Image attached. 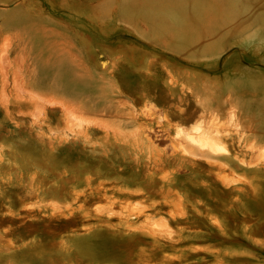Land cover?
<instances>
[{"label":"rangeland","instance_id":"obj_1","mask_svg":"<svg viewBox=\"0 0 264 264\" xmlns=\"http://www.w3.org/2000/svg\"><path fill=\"white\" fill-rule=\"evenodd\" d=\"M0 264H264V0H0Z\"/></svg>","mask_w":264,"mask_h":264},{"label":"bare ground","instance_id":"obj_2","mask_svg":"<svg viewBox=\"0 0 264 264\" xmlns=\"http://www.w3.org/2000/svg\"><path fill=\"white\" fill-rule=\"evenodd\" d=\"M198 94V93H197ZM194 101H195V106H197L198 108H197V111H200V113L199 114H202L203 112H205V118L204 119H202V120H200L199 122H198V120L195 122V125H194V128H193V131L192 130H190V131H187V129H180L179 130V134H181L182 133V135L181 136H183V135H186L187 137H188V145H185V147H183V152L182 153H186V155L187 154H190L191 156H192V147H197V148H199V149H201V150H206L207 151V157H206V161L212 166V167H215V166H219V167H224V163H222V162H220L219 160H222V157H224L223 156V154L227 151V150H224V149H226V146L222 143L223 141H221V138H220V131H221V129L222 128H225V127H223V123H222V119H221V117H220V111H219V107L218 106H214V99H212V97H207V98H202V96L200 95V94H198V95H194ZM220 105V104H219ZM193 115H194V112H192V117H193ZM224 121V120H223ZM140 126V125H139ZM146 127V126H145ZM140 128H143V126L141 127L140 126ZM178 128V127H177ZM138 129V128H137ZM146 129V128H145ZM160 130V129H159ZM224 130V129H223ZM153 131H155V130H153ZM176 131H178V130H176ZM147 132H148V130H146V132L142 129H140V130H138V131H136L135 133H134V135H135V139H136V146L133 144L132 146L131 145H126V146H122V147H120V149H122L123 150V152L126 154L125 155V158L126 159H128V161L127 162H131L129 159H130V155H132V153H135L136 155H138L139 153H140V151L142 150L143 151V147L145 146V143H147V144H149V143H152L153 144V141H155V139L154 140H151L150 141V139H149V135L147 134ZM158 132V131H157ZM157 132L156 133H154V135L155 134H157ZM153 133V132H152ZM176 133V132H175ZM159 134V133H158ZM177 134H175V136H176ZM132 136H133V134H132ZM178 136V135H177ZM176 136V137H177ZM185 136V137H186ZM133 139V138H132ZM172 139H173V137H172ZM176 138L174 137V140H175ZM224 139V137L222 138V140ZM134 141V140H133ZM176 143H177V141H176ZM152 144H150V146L152 145ZM158 144V143H157ZM174 144V143H173ZM125 145V144H124ZM138 145V146H137ZM143 145V146H142ZM154 145H156V143L154 144ZM193 145V146H192ZM81 147V146H80ZM155 147H157V146H155ZM68 148L69 149H71L70 151H72V150H74V149H76L77 148V146L75 145V144H72V145H70V146H68ZM82 148V147H81ZM84 148H82V150H83ZM85 150V149H84ZM225 151V152H224ZM181 153V152H180ZM225 156H226V154H224ZM228 157V155L225 157V158H223V159H226ZM219 158H221V159H219ZM228 160V159H227ZM233 159L230 157V159H229V161L228 162H231ZM68 161H71V160H68ZM160 161V160H159ZM174 161V160H173ZM138 162V161H137ZM161 163H163V160L159 163V164H161ZM51 165V164H50ZM57 165H58V163H57ZM59 166V165H58ZM51 168V167H50ZM49 168V169H50ZM246 168H249V167H246ZM52 170H55V169H53V167L51 168ZM65 169V168H64ZM256 169H258V168H256ZM255 169V170H256ZM261 169V168H260ZM52 170H50V171H52ZM120 170V169H119ZM49 171V172H50ZM140 171H141V166H140ZM53 172V171H52ZM56 173H57V171H55ZM55 172H53V173H55ZM63 173H64V171H62ZM23 173V172H22ZM63 173L61 174V175H63ZM69 173H70V170H69ZM74 173V172H73ZM77 173V172H76ZM75 173V175H73V177H74V179L76 180V183L77 184H85L86 185V189L85 190H87V189H89L90 190V192L89 193H87L89 196H92V195H105V196H113V195H116L114 192L113 193H109V189H107V188H103V187H99V188H95V187H93L92 185H91V181H90V176H86V177H83V175L81 174L80 176H78L77 174ZM46 174H44V176H45ZM51 175V174H50ZM54 175V174H53ZM60 175V174H59ZM67 175H69V174H67ZM52 176V175H51ZM64 176H66V175H64ZM70 176V175H69ZM30 179H33V178H31L30 177ZM38 180H39V178H37ZM36 179V180H37ZM47 179H49L48 177H47ZM51 179V178H50ZM67 179H70L69 177H67ZM150 179L151 180H153V179H155L153 176H150ZM164 180L166 179V178H163ZM132 180L133 179H130V180H125L126 181V185H125V187H122V188H120L119 190H118V193H127V194H130V193H132V191H136V192H144L145 190H144V188H143V186L142 185H139V187L137 188V189H132V185H133V182H132ZM43 181V180H42ZM31 183H32V181H30ZM31 183H29L30 185H31ZM39 183H40V181H39ZM38 183V184H39ZM43 183V182H42ZM47 183V182H46ZM41 184V183H40ZM43 185V184H42ZM42 185H39L40 187L42 186ZM44 186V185H43ZM42 186V187H43ZM75 186V184L74 185H72L71 187H74ZM29 187V186H28ZM34 187H35V185H34ZM51 187V186H50ZM30 188H33V186L32 187H30ZM34 189V188H33ZM55 189H56V191H57V189H59V187L58 186H56L55 187ZM169 189V188H168ZM167 189V190H168ZM84 190V191H85ZM24 191V190H23ZM29 191H30V189L28 190V192H26L25 194H26V196H28V194L29 195H31L32 197H39L40 195H38V196H33V195H37L38 193L35 191V193H37V194H34V193H29ZM104 191V192H103ZM32 192V191H31ZM69 192V191H68ZM59 193V192H58ZM66 193V192H65ZM65 193H64V195H65ZM75 193H77V192H75ZM83 193V192H82ZM33 194V195H32ZM68 194V193H67ZM92 194V195H91ZM133 194V193H132ZM140 194V193H139ZM22 195H24V194H22ZM21 195V196H22ZM82 195V194H81ZM85 196H86V194H84ZM67 196V195H66ZM73 196V195H72ZM77 196H79V193H78V195ZM65 197V196H64ZM82 197H83V195H82ZM93 197V196H92ZM115 197H119V196H115ZM110 198H112V197H110ZM109 198V199H110ZM20 199V201H21V198H19ZM84 199V198H83ZM107 199V198H106ZM113 199V198H112ZM126 199V198H125ZM82 200V199H81ZM55 202H57V201H55ZM54 202V203H55ZM60 201H58V203H59ZM111 202V201H110ZM112 202H113V200H112ZM111 202V203H112ZM120 202V201H119ZM124 202H126V201H124ZM50 203V202H49ZM70 203V202H69ZM123 203V202H122ZM61 204V203H60ZM59 204V205H60ZM123 204H125V203H123ZM43 206H44V204H42ZM58 205V204H57ZM58 205V206H59ZM68 205V204H67ZM67 205H65V207L67 206ZM110 206H107L106 207V209H107V211L108 212H110V214H113L115 211H114V208H112V204H109ZM116 205V204H115ZM119 205V204H118ZM46 206V205H45ZM44 206V207H45ZM64 206V205H63ZM114 206V205H113ZM123 207H124V205H122ZM135 206V205H134ZM130 207V206H129ZM136 207V206H135ZM48 208V207H47ZM58 208V207H57ZM67 208H69V207H67ZM44 209V208H43ZM61 209V208H60ZM60 209H58V211L60 210ZM66 209V208H65ZM48 210V209H47ZM31 211V210H30ZM30 211H27V212H30ZM49 211V210H48ZM54 211V210H53ZM62 211V210H61ZM67 211H68V209H67ZM32 212V211H31ZM145 212V211H144ZM144 212H140V213H134L133 212V214H131L129 217L131 218V216L133 215V217H136V218H138L139 216H140V214H144ZM71 213V212H70ZM50 214V213H49ZM63 214H65V213H63ZM63 214H60L61 216L63 215ZM50 215H52V213L50 214ZM56 215V214H55ZM54 215V217L52 218V217H48V216H45V218H43V220L44 221H47L48 222V224H47V226L49 225V224H51V222L54 220V221H56V222H62V220L63 219H67V218H71V216L70 215H68V216H59V214H57L58 215V217L57 216H55ZM73 215V214H72ZM107 215V214H106ZM53 216V215H52ZM31 217H32V215H31ZM128 220H129V218H128ZM131 220V219H130ZM31 221H40L39 219H37V218H34V215H33V218L31 219ZM168 228V227H167Z\"/></svg>","mask_w":264,"mask_h":264}]
</instances>
